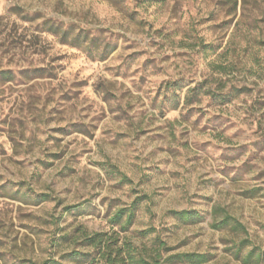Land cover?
I'll return each mask as SVG.
<instances>
[{"label":"rangeland","instance_id":"obj_1","mask_svg":"<svg viewBox=\"0 0 264 264\" xmlns=\"http://www.w3.org/2000/svg\"><path fill=\"white\" fill-rule=\"evenodd\" d=\"M182 252L264 264V0H0V264Z\"/></svg>","mask_w":264,"mask_h":264},{"label":"trees","instance_id":"obj_2","mask_svg":"<svg viewBox=\"0 0 264 264\" xmlns=\"http://www.w3.org/2000/svg\"><path fill=\"white\" fill-rule=\"evenodd\" d=\"M134 212L131 211L129 213L128 222L130 223L132 221ZM181 217L184 219H190L191 214L189 211H181L180 212ZM124 216V211H119L117 215V219L120 221L121 218ZM229 219H231L230 216H226L224 222H227ZM117 221V223L119 222ZM236 226V225H235ZM167 261H174L176 263H185V264H206L209 261L208 255L205 253L200 252H182V253H174L167 257ZM119 261L115 259H107L105 264H118ZM140 264H152L150 261L146 259H142L140 261Z\"/></svg>","mask_w":264,"mask_h":264}]
</instances>
